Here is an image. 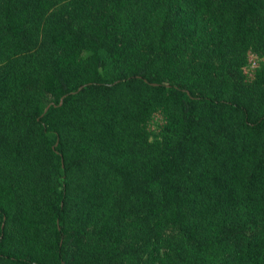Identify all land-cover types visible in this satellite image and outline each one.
Wrapping results in <instances>:
<instances>
[{
  "label": "trees",
  "instance_id": "1",
  "mask_svg": "<svg viewBox=\"0 0 264 264\" xmlns=\"http://www.w3.org/2000/svg\"><path fill=\"white\" fill-rule=\"evenodd\" d=\"M0 264H264V0H0Z\"/></svg>",
  "mask_w": 264,
  "mask_h": 264
},
{
  "label": "rangeland",
  "instance_id": "2",
  "mask_svg": "<svg viewBox=\"0 0 264 264\" xmlns=\"http://www.w3.org/2000/svg\"><path fill=\"white\" fill-rule=\"evenodd\" d=\"M255 61V57L254 56H252V63H251V65H249V67L247 68L248 70L250 69H252V68H254L256 65L253 63Z\"/></svg>",
  "mask_w": 264,
  "mask_h": 264
},
{
  "label": "built area",
  "instance_id": "3",
  "mask_svg": "<svg viewBox=\"0 0 264 264\" xmlns=\"http://www.w3.org/2000/svg\"><path fill=\"white\" fill-rule=\"evenodd\" d=\"M255 64V61L253 62ZM256 65V64H255Z\"/></svg>",
  "mask_w": 264,
  "mask_h": 264
}]
</instances>
